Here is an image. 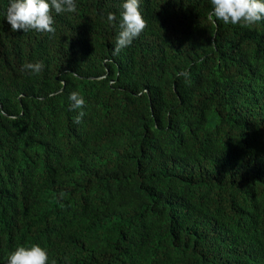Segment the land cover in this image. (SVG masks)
Returning a JSON list of instances; mask_svg holds the SVG:
<instances>
[{
    "label": "trees",
    "instance_id": "1",
    "mask_svg": "<svg viewBox=\"0 0 264 264\" xmlns=\"http://www.w3.org/2000/svg\"><path fill=\"white\" fill-rule=\"evenodd\" d=\"M124 2L76 0L53 35L12 32L0 0V264L33 244L48 264H264V20L140 0L115 54Z\"/></svg>",
    "mask_w": 264,
    "mask_h": 264
},
{
    "label": "clouds",
    "instance_id": "2",
    "mask_svg": "<svg viewBox=\"0 0 264 264\" xmlns=\"http://www.w3.org/2000/svg\"><path fill=\"white\" fill-rule=\"evenodd\" d=\"M213 6L211 16L225 24L253 25L264 20V0H211ZM120 13L119 32L116 38L114 53L131 46L147 27V21L140 11V0H125ZM56 14L76 13V0H10L6 19L11 25V31L35 30L40 33L55 34V21L52 12ZM117 17L108 13L107 21L115 25ZM43 62L25 63L21 71L29 75H38L43 71ZM187 76V73H185ZM70 110L82 109L85 99L79 92H72L69 97ZM85 113L80 111L73 117V122L79 124ZM65 194L60 193L63 197ZM48 250L39 244L18 246L12 251L7 264H48ZM55 264V262H53Z\"/></svg>",
    "mask_w": 264,
    "mask_h": 264
},
{
    "label": "bare ground",
    "instance_id": "3",
    "mask_svg": "<svg viewBox=\"0 0 264 264\" xmlns=\"http://www.w3.org/2000/svg\"><path fill=\"white\" fill-rule=\"evenodd\" d=\"M216 158V157H215Z\"/></svg>",
    "mask_w": 264,
    "mask_h": 264
}]
</instances>
